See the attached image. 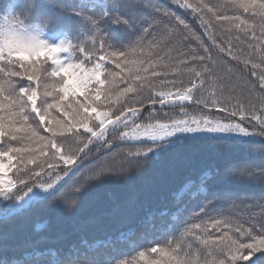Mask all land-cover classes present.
I'll use <instances>...</instances> for the list:
<instances>
[{
    "label": "snow or ice",
    "instance_id": "snow-or-ice-1",
    "mask_svg": "<svg viewBox=\"0 0 264 264\" xmlns=\"http://www.w3.org/2000/svg\"><path fill=\"white\" fill-rule=\"evenodd\" d=\"M41 211L56 222L37 219L39 239L9 231ZM131 220L156 243L140 249ZM56 224L64 247L40 248ZM249 262L264 264V0H0V264Z\"/></svg>",
    "mask_w": 264,
    "mask_h": 264
},
{
    "label": "trees",
    "instance_id": "trees-1",
    "mask_svg": "<svg viewBox=\"0 0 264 264\" xmlns=\"http://www.w3.org/2000/svg\"><path fill=\"white\" fill-rule=\"evenodd\" d=\"M241 37H243V34H240ZM235 43V41H234ZM73 84L76 83L75 80L72 81ZM39 103V101H38ZM192 154L197 158V160L203 162V163H212L214 162L211 159V155L213 150L209 147H204V146H193L191 148ZM133 182L137 183L135 177H133ZM105 192L107 191H112V192H118L119 189L116 186H109L104 190ZM95 194H90L87 196L85 199L88 202H91L92 199L94 198ZM91 211V208L86 209V214ZM37 219H48L49 221L56 222V215L52 212H47V211H41L38 213H33L29 217H27L23 222H17L16 224L9 225L8 229L9 231H17L18 233H21L24 237H26L29 241H35L39 239V237L33 233L32 231V226L35 223ZM22 224V227H21ZM114 227V226H113ZM122 228L124 230L128 229H135L136 230V235L133 237V239L136 240L137 246L140 249H143L145 247L151 246L152 244L156 243V240L153 238L151 234L148 235L147 239H141L140 237L143 235V230L139 229L137 226L136 222L134 220L129 221L127 224L123 225ZM67 226L63 224H56V226L53 228L51 232L47 233L48 238L44 240L39 247L40 248H49V247H54L57 249H60L64 247V242L62 240H59L57 237L60 233L67 231ZM99 235V234H97ZM91 238V237H90ZM121 247V254L124 253H130L132 250L128 248L127 245H122ZM24 246L21 244L16 251H10L8 253V256L11 258L12 256H20L22 252L24 251ZM124 258H131L130 256H125ZM250 264V262H249Z\"/></svg>",
    "mask_w": 264,
    "mask_h": 264
}]
</instances>
